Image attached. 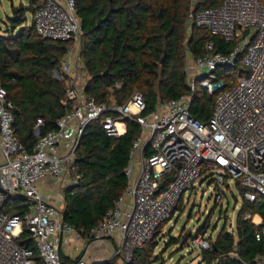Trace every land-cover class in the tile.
Wrapping results in <instances>:
<instances>
[{
  "label": "built area",
  "instance_id": "built-area-1",
  "mask_svg": "<svg viewBox=\"0 0 264 264\" xmlns=\"http://www.w3.org/2000/svg\"><path fill=\"white\" fill-rule=\"evenodd\" d=\"M33 22L42 37L73 42L61 62V72L67 77L64 103H70L71 109L57 120L55 129L44 135H40L43 119L38 118L35 134L39 139L28 150L16 133L14 104L0 84V264H36L34 250L19 242L25 230L44 264H93L94 259L86 252L68 260L62 256L65 234L83 236L65 222L63 211L39 189V182L49 176L61 186L78 183L79 174L71 178L76 152L83 132L93 121L99 120L112 136L124 135L128 121H136L142 132L133 143L131 160L147 145L153 151L142 156L136 177L130 162L125 192L86 235L96 241L118 237L112 256L123 262L130 261L134 249L143 246L159 226L172 219L186 193L206 175L212 176L217 188L224 186L227 178L235 180L244 188L247 200L264 196L262 0H222L217 6L193 9L188 15L189 30L196 26L227 41L239 40L228 54L214 52V43L209 41L203 54L192 56L195 74L189 81L191 90L195 91L199 84L215 96L212 114L205 121L190 112L188 95L162 101L145 115L147 102L140 91L124 104L107 105L88 96L81 56L83 27L76 0H41ZM238 60L249 68L248 75L230 81L218 76L219 67H233ZM57 72L59 76H55L63 78ZM7 195L22 199V207L12 210L10 204L9 210L3 209ZM221 199V193H217L216 201ZM193 236V243L202 249L212 247L206 232Z\"/></svg>",
  "mask_w": 264,
  "mask_h": 264
},
{
  "label": "trees",
  "instance_id": "trees-1",
  "mask_svg": "<svg viewBox=\"0 0 264 264\" xmlns=\"http://www.w3.org/2000/svg\"><path fill=\"white\" fill-rule=\"evenodd\" d=\"M40 1L13 5V15L8 18L10 27L2 28L0 23V84L8 90V98L14 104L16 133L28 150H32L39 139L35 134L38 118L43 119L40 135H44L55 129L57 120L71 109L70 103H64L67 77L61 72V62L73 42L42 37L33 21L24 25L26 13L33 14ZM221 2L76 0L83 27L81 56L89 77L85 87L87 95L95 97L99 103L111 105L124 104L133 93L140 91L147 102L143 115L155 110L162 101L188 95L192 115L202 121L208 120L215 96L206 89L200 94L199 84L195 91L191 90L188 54H203L209 41L214 43V52L228 54L239 40L227 41L206 28L194 26L189 30L187 18L193 9L213 7ZM233 68L236 77L248 75L250 71L238 60L235 66L219 67L216 73L225 78L229 76L227 71ZM55 70L63 78L56 77ZM141 132L142 126L132 120L128 121V130L121 136L109 135L99 120L91 122L83 132L73 173L79 174L80 179L64 189L63 209L65 222L83 237L115 207L128 187L126 170L130 153ZM144 151L145 155L153 152L149 145ZM15 200L18 202L12 203L6 196L3 209L9 210L10 204L12 210L21 208L22 199ZM256 214L261 216V224L254 222ZM162 226L153 238L134 249L131 260L125 264L153 262L156 238ZM205 232L207 224L198 233ZM209 238L212 247L202 249L201 253L205 264H264V196L259 194L254 201L244 198L235 228L229 230L225 226L215 238ZM173 241L177 242L172 238ZM19 242L34 250L36 264H44L28 230ZM93 264L114 263L108 260Z\"/></svg>",
  "mask_w": 264,
  "mask_h": 264
},
{
  "label": "rangeland",
  "instance_id": "rangeland-1",
  "mask_svg": "<svg viewBox=\"0 0 264 264\" xmlns=\"http://www.w3.org/2000/svg\"><path fill=\"white\" fill-rule=\"evenodd\" d=\"M20 3L27 5L29 0H0L2 28L10 27L8 18L13 15L12 6ZM26 19L24 25H30L33 21L32 12L26 13ZM79 46L77 44V48ZM188 62L190 66L189 78L191 79L195 71L194 60L190 54H188ZM227 72L229 76L224 79L230 81L232 78H237L235 68ZM86 78L88 80V75ZM200 89V94H202L205 89L202 87ZM111 100L114 101L113 97ZM204 177L206 178L203 180ZM204 177L198 180L193 190L186 193L172 219L163 224L161 232L156 238L157 246L154 249L151 264H205L201 256L202 248L193 243V235H196L206 224V235L213 238L225 226L229 230L235 228L238 214L244 203L242 187L235 180L227 178L225 185L217 188L212 176ZM217 193L222 195L220 201H216ZM7 197L12 203L18 202L12 195H7ZM172 238L177 242H172ZM109 260H113L114 264L126 263L112 254Z\"/></svg>",
  "mask_w": 264,
  "mask_h": 264
},
{
  "label": "crops",
  "instance_id": "crops-1",
  "mask_svg": "<svg viewBox=\"0 0 264 264\" xmlns=\"http://www.w3.org/2000/svg\"><path fill=\"white\" fill-rule=\"evenodd\" d=\"M87 74V72H86ZM88 75V74H87ZM145 155V151H139L136 153L135 157L130 160L131 164H133L134 170L133 175L136 177L139 174L140 164L142 156ZM75 175L72 174L71 178ZM66 187H70L69 185L61 186L58 185L55 178L49 176L46 178H43L39 182V189L41 193L51 202L56 204L58 208L63 211L65 207V196H64V189ZM127 200H130V197L127 198ZM256 217H259L258 221H256ZM253 220L255 223H260L262 221V218L260 215L256 214L253 217ZM65 243L61 246V253L64 258L67 260L70 258H74L82 254V252H86L88 255H90L93 259V263L108 261L110 258V255L112 254V250L114 246L118 243L116 238H106L104 240L96 241V240H90L87 237H81L77 238L75 236H70L68 234H65ZM64 239V238H63ZM109 254V256H106Z\"/></svg>",
  "mask_w": 264,
  "mask_h": 264
},
{
  "label": "water",
  "instance_id": "water-1",
  "mask_svg": "<svg viewBox=\"0 0 264 264\" xmlns=\"http://www.w3.org/2000/svg\"><path fill=\"white\" fill-rule=\"evenodd\" d=\"M163 60H164V58H163ZM54 73H55V75L59 76V74H58L57 70H55V71H54ZM164 185H165V183H164V182H162V183H161V187H164Z\"/></svg>",
  "mask_w": 264,
  "mask_h": 264
},
{
  "label": "bare ground",
  "instance_id": "bare-ground-1",
  "mask_svg": "<svg viewBox=\"0 0 264 264\" xmlns=\"http://www.w3.org/2000/svg\"><path fill=\"white\" fill-rule=\"evenodd\" d=\"M259 217H256V221H258Z\"/></svg>",
  "mask_w": 264,
  "mask_h": 264
}]
</instances>
